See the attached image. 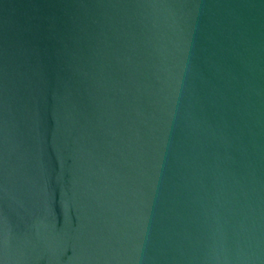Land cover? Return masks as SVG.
<instances>
[{
    "label": "water",
    "instance_id": "95a60500",
    "mask_svg": "<svg viewBox=\"0 0 264 264\" xmlns=\"http://www.w3.org/2000/svg\"><path fill=\"white\" fill-rule=\"evenodd\" d=\"M0 264H264V0H0Z\"/></svg>",
    "mask_w": 264,
    "mask_h": 264
}]
</instances>
